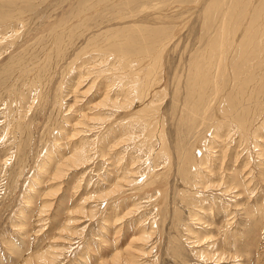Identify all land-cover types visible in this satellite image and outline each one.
<instances>
[{"label": "rangeland", "instance_id": "rangeland-1", "mask_svg": "<svg viewBox=\"0 0 264 264\" xmlns=\"http://www.w3.org/2000/svg\"><path fill=\"white\" fill-rule=\"evenodd\" d=\"M93 1L0 0V264H24V261L29 256H35L37 252L49 248L52 243L56 245L60 252L51 264H98L102 258L110 259L114 251L119 250L125 256L127 248L129 251H133L136 247V249L140 247L143 251L142 253H144L142 258L138 259V264H217V262H206L203 260V257L196 252L199 248L192 246L193 244L189 242L194 240V238L198 239V237L207 241L215 239L218 250L224 252L227 258L229 257L228 262L220 264H264V158L261 157L262 159H260V157H257L258 150L252 147L254 146L252 144L256 143L260 144L261 148H264V142L259 143L256 139L254 141L249 139L248 143L242 145L237 142V137L230 141H217L218 138L222 140L225 136L223 137V134L218 137L216 135L212 136V128L208 130L210 127L209 125L206 126V134L201 137L202 141L200 140L199 142L201 147L204 145L207 148L212 146L211 150H218L217 148L220 144L224 147V145L229 143L227 146L230 148L226 152L223 165L210 160L208 155L211 150L208 151L207 148L198 149L200 156L207 157L210 160L204 172L200 169L203 172L204 181H207L205 185L208 183L213 184L211 181L219 180L224 169L226 171L230 169V172H235L236 175L232 173L235 177L233 183L231 181L229 183L234 184L235 189H239L241 197L236 200L238 202L235 204L234 199L229 196H224L226 199L220 196L212 197L211 193L219 194L217 190H208L205 196L203 194V197H201L202 195L197 197L190 193L189 196L191 197L188 198L189 200L179 199V202L187 206L190 213L185 211L186 208L184 207H175V212L167 213V204L169 202H165L168 200L166 196L167 194L169 195L170 189H167V193H164L165 199L161 205L162 207L160 206L159 208H157L155 203L160 196L155 199L157 195L155 193H142L143 188H140L142 186L140 182L143 179V173L147 170V163L144 158H148V150L146 146L142 148L139 141L121 143L120 149L117 150L118 152L109 150L107 144L110 142L113 136L111 132L116 126L113 127L114 125H111L108 121H106L103 128L97 125L98 130L94 129L90 134H88L89 131L82 132L84 135H89L87 140L91 143L88 142V145L93 143L96 145L98 142V151L94 153L96 156L94 162L77 170H69L59 179H51L55 169L54 165L57 163L56 159L60 156H58L57 150L54 149V143L60 144L59 146L62 147L60 151L63 154L69 152L71 145L68 142L77 140V138H71V140L70 135L74 131L72 129L77 127L74 122L78 117L70 115L68 119H64L57 112L56 107L50 109V105H55V90L51 87L53 80L47 83V86L45 84L39 88L33 85L34 80L29 76L28 68L34 63H44L46 56L51 55L54 51L52 43L49 41L50 33L60 32V35H63V30L67 27L65 25L72 24L74 35L95 31L91 34L99 35V38L105 31L111 32L110 24L114 21L122 22L129 19L128 17L132 19L136 15L135 11L138 10V6L146 5L147 10L167 11V13L174 16L172 18L176 19L177 26L183 25V33H186L183 41L188 42L191 35V33H187V28L191 24V19H189L191 10L193 11V5L199 0H134L133 3L132 0H124L125 3L123 0H96L94 4ZM120 1L121 3H119ZM127 1H130L132 5L125 7L126 3H128ZM91 5L93 9L90 7ZM94 6L99 7L97 14L93 13L95 10ZM101 6L105 7L101 8ZM109 8L111 9L109 10ZM21 14L22 16H20ZM18 17H20V21L17 20ZM207 18L212 17H207V14H205L203 19L199 21L202 24L200 26V34L202 35L211 34V30L206 28ZM77 19L80 20L77 21ZM49 21L53 23L52 29L45 33H39L43 25L50 23ZM55 22L56 25H54ZM127 25L129 26V23ZM62 26L64 27L63 30ZM101 27L104 29H101ZM176 28L169 24L167 29L169 32H167L166 28L160 25L153 31L161 34V36H166ZM134 29L136 30L133 26ZM3 30L5 32L1 33ZM14 31L17 32L16 35L13 34ZM34 35L35 39L28 41V37ZM202 43L203 41H196L195 46L192 44L191 53L194 54ZM67 53L68 51L65 52V54ZM184 53L188 55L187 50ZM236 55L239 56V54ZM62 62L58 64H62ZM39 65L41 66V63ZM57 85L54 88L58 92L59 85ZM83 87L82 90L86 86ZM46 88L48 89V96L44 94ZM163 95H160L161 97L159 98L154 97L157 99V106L160 109L163 103L169 100L167 98L168 93L166 94L167 97L165 96L167 99ZM33 100L34 102H32ZM89 101L87 99L81 103L85 109H87ZM95 102L97 101L94 100L91 104ZM99 111V115L93 116L105 117L106 113L108 114L109 112L104 111L105 113H103L101 110ZM84 112L87 111L84 110ZM121 112L116 111L113 115L108 114V116L112 117V121L117 117L119 118L120 115L122 116ZM93 122L88 121L89 124ZM81 125L83 124L78 126L81 127ZM82 127L86 129L85 126ZM45 128L47 133L51 131L52 134L44 135ZM130 128L135 132V135L140 133V127L137 124L133 128L130 126ZM107 129H110V132ZM100 131L103 133L100 134L101 138L97 140L96 134L98 135ZM184 143L187 144L186 141ZM50 153L51 155L55 154V162L50 165L51 168L48 167V170L46 169L47 171L43 173L39 167L40 165L43 166L42 164L45 163V159ZM215 154L217 157L220 155V153L218 155L217 151H215ZM124 156H126V160ZM237 157L238 162L235 161ZM119 159L121 162L123 161V165ZM127 163L129 164L127 165ZM245 163L249 164L248 168L250 170L248 171L246 170L248 168H245L244 171L247 173L242 176L240 171ZM124 164L126 165L124 166ZM126 167L127 171L123 174ZM134 169L137 174L133 172ZM205 170H211L209 173L213 174L214 177L207 176ZM158 173H160L159 170L154 172V174ZM191 173L187 175L190 178L189 181L184 182L186 190L195 181ZM248 174L250 175L248 176ZM124 177H134L133 179L137 182L136 186L139 183L137 188H133L132 185L124 186L125 189L122 195H125V199L113 193L99 197L100 193L109 189V186L116 179L121 181L123 180L121 178ZM223 178L224 175L222 176V182ZM53 181L54 183L52 184ZM180 182L183 184V181ZM77 183H79V186ZM57 187L59 190H57ZM138 187L139 190L135 191ZM54 188H56L54 191L57 196L52 199H54V204L56 205L53 204L49 213H47L48 215L46 213L41 214L40 207L46 201L43 199V194ZM122 195L120 194V196ZM170 196L176 197V191L174 190L173 192L171 190ZM229 211H232L233 215ZM229 213L233 216L232 218ZM70 219L75 221L73 223H70L71 221L68 222V231L65 230L66 232L64 231L63 234L62 232L60 233V228L65 226L67 220L69 221ZM172 221L173 223H171ZM204 225L218 228L209 230ZM148 231H153L154 234L150 233V236L147 239L145 238V242L141 237ZM138 233L141 235H138ZM133 236L136 238L135 241H131L134 238ZM55 238L57 242H52ZM169 246L171 247L169 248ZM215 250L216 248H213L211 250L212 253ZM148 251L150 253H147ZM234 255L240 256V259L235 260Z\"/></svg>", "mask_w": 264, "mask_h": 264}, {"label": "bare ground", "instance_id": "bare-ground-1", "mask_svg": "<svg viewBox=\"0 0 264 264\" xmlns=\"http://www.w3.org/2000/svg\"><path fill=\"white\" fill-rule=\"evenodd\" d=\"M94 2L96 0L93 1V4ZM119 3L118 5H120ZM128 3H126L127 5L125 4V7L132 5L130 1ZM193 6V11L191 10V17L189 18L191 19V24L190 27H186L187 33H191L188 42L183 41L186 33H183V25L177 26L176 19L172 18L174 16L167 13V11L147 10L146 5L138 6L134 18L131 17L132 19H130L128 17L129 19L122 22L114 21L110 26L112 29H115H110L111 32L105 31L99 38V35L91 34L95 31H90V33L87 31L82 32L80 35H74L72 24L65 25L67 26L65 29L63 26V28L61 27L62 30L64 29L63 35H60V32L50 33L49 41H51L50 43H52L54 51L51 55L46 56L44 63L39 62L41 66L39 63H34L30 66L28 68V72H30L29 76L34 80L33 85L39 88L45 84L47 86V83L53 80L54 82L51 87L55 90V105H50V109L56 107L57 112L64 119H68L70 115L78 117L77 122H74L77 127L72 129L74 131L70 135V139L77 138V140L68 142L71 145L69 152L63 154L60 151L62 149L59 146L60 144L54 143V149L57 150L58 156L60 155L59 158L61 159H56L57 163L54 165L55 169L51 179H59L69 170H77L82 166L86 167L94 162V158L96 157L94 153L98 151V142L94 141L96 145L94 143L88 145V142L91 143L87 140L89 135H84L82 132L89 131L88 134H90L94 129L98 130L97 125L103 128L106 121H108L111 125H114L113 127L116 126L111 132L113 135L110 139L111 143L107 144L109 150L118 152L120 144L128 141H139L142 148L146 146L149 153L148 158H144L146 159L147 170L142 175L143 179L140 182L142 186L140 188H143L142 193L157 194L156 196L153 194L155 199H158L160 196L159 200L155 203L157 208L163 204L165 199L164 193H167V189H170V192L171 190L173 192L174 190L176 191V197H171L170 192L166 196L168 200L165 203L169 202L167 204L168 214L173 213L175 207H184L186 208L185 211L190 213L187 206L179 202V199L190 198V193H193L197 197L200 195L203 197V194L205 196L208 190H217V193H219H211L212 197L220 196L221 198H225L229 196L237 204L238 201L236 202V200L241 197L239 189H235L234 184L229 183L230 181L233 183L235 177L233 174L236 175L235 172H230V169L229 171L224 169L219 180H213L211 181L213 184L208 183L206 185L205 182L207 181H204L203 176L204 169L207 168L206 165L210 160L223 165L226 152L230 148L227 146L229 143L224 145V147L220 144L217 148L218 150H211L212 146L207 148L204 145L201 147L199 142L202 139L201 137L206 134L207 130L205 128L208 125L210 127L208 130L212 128V136L216 135L218 137L222 134L223 137L225 136L222 140L218 138L217 141H230L234 137H237V142L242 145L248 143L250 140L254 141V139L259 143L264 142V0H199ZM139 7L141 8L140 10ZM98 12L99 7L97 6L93 13L97 14ZM205 14H207V17L213 18H207L206 21L207 30H211L210 35L208 33L205 35L200 34V26L202 24L199 21L203 19ZM118 15L120 14L118 13ZM80 19H77V21ZM128 23L129 26L127 25ZM169 24L177 28L166 36H161V34L153 31L158 26L160 27V25H163L167 30ZM52 25V22L43 25L39 33L50 31L51 27H53ZM54 25H56V22ZM133 26L136 30H133ZM101 29L104 28L101 27ZM97 30L99 31V29ZM4 32L3 30L1 33ZM167 32L169 31L167 30ZM16 33L14 31L13 34L16 35ZM28 38V41L33 40L35 39V35ZM196 41H203V43L193 54L191 53L192 44L195 46ZM185 50L188 51V55L184 53ZM66 51H68L67 54H65ZM236 54H239V56ZM61 61H63L62 64H58ZM56 84L59 85H57L59 88L57 89L58 92L54 88ZM83 86H86L84 90H82ZM167 93L168 97L166 96ZM44 94L48 96L47 88ZM162 94H164L163 97L166 96L169 100L165 102L164 99L165 103H163L160 109L157 106L158 103L155 98L161 97L160 95ZM87 99L90 101L87 103L89 104L87 105V109H85L81 103ZM94 100L97 102L91 104ZM78 105L80 106L75 109ZM84 110L87 112H84ZM99 110L103 113H105L104 111H109L108 114L112 115L116 111H122V116L120 115L119 118L117 117L112 121V117L108 116L107 113L105 117L93 116L99 115ZM86 119L87 121H85ZM88 121L94 122L89 124ZM79 124L83 125L79 127ZM135 124L140 127V133L136 135L130 128V126L132 128L135 127ZM82 126H85L86 129ZM107 130L110 132V129ZM44 133V135L52 134L51 131L47 133L46 128L44 129ZM98 133V135L96 134L97 140L101 138L100 134L103 132L100 131ZM113 137L115 138L114 140ZM214 138L216 137L214 136ZM252 145V147L258 150L257 157H260V159L264 158V152H262L264 148H261L260 144L256 143ZM213 147L215 146L213 145ZM206 148L208 151L211 150L208 155L210 160L199 154L198 149ZM215 151L218 152V155L220 153L219 157H217ZM54 158L55 154H48L45 163L42 164L43 166L40 165L39 169L43 173L47 171L48 167L55 162ZM124 159L126 160V156H124ZM237 160L238 157L235 161ZM122 162L120 161V163ZM248 166L249 164L245 163L242 167L240 171L242 172V176H245L244 174L247 173L244 170ZM156 170H159L160 173L154 174ZM246 170L249 171L250 169ZM125 171H127V167L123 171V174ZM133 172L136 173L135 169ZM209 172L211 170L206 171L207 176L214 177ZM189 173L194 176L195 181L186 190L184 182L189 181L190 178L187 176ZM133 178L124 177L120 181L119 177L118 180L112 181L113 183L109 186V189L100 193L99 197L108 196L113 193L125 199V195H122L125 189L124 186L132 185L133 188H137L139 185L138 183L136 186L137 182ZM180 181H183V184ZM248 182L250 183V181ZM79 183H77L78 186ZM54 190L56 188L48 190L43 194V199L46 201L40 207L41 214L49 213L53 206L54 199L57 196ZM57 190H59L58 187ZM137 190H139V187L135 191ZM248 192L250 193V191ZM53 197L54 199H52ZM47 199H49L48 202ZM129 212L128 214H130ZM230 213L232 214V211ZM232 215H230L231 218L233 217ZM75 220L77 219L75 218ZM75 220H67V224L62 226L59 232L63 234L65 230L68 231V222L71 221L70 223H73ZM204 226L209 230L218 228ZM143 230L141 231L143 232ZM150 233L154 234L153 231H148L146 234L144 233L145 235H142L141 239L145 241L150 236ZM135 239L134 237L131 241H135ZM56 240L55 238L52 242H57ZM224 241L226 240L224 239ZM189 242L193 244L192 246L199 248L196 252L206 262H217V264H220L229 261V257L227 258L224 252L218 250L215 239L207 241L198 237V239L194 238V240ZM131 246L133 247V245ZM134 246L136 247L135 244ZM136 248L133 251H129L127 248L126 252L124 251L126 253L125 256L119 250L114 251L110 259L102 258L98 264H138V259L142 258L144 253H142L143 251L140 247ZM213 248H216L213 251L214 253L211 251ZM59 252L60 250L52 243L49 245V248L37 252L35 256H29L24 261V264H51L58 257ZM147 253L150 252L148 251ZM234 258L238 260L240 256L234 255Z\"/></svg>", "mask_w": 264, "mask_h": 264}]
</instances>
